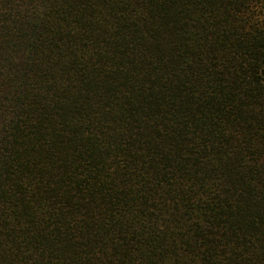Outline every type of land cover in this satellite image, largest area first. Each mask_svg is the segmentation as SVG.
Masks as SVG:
<instances>
[{"label":"trees","instance_id":"trees-1","mask_svg":"<svg viewBox=\"0 0 264 264\" xmlns=\"http://www.w3.org/2000/svg\"><path fill=\"white\" fill-rule=\"evenodd\" d=\"M0 264H264V0H0Z\"/></svg>","mask_w":264,"mask_h":264}]
</instances>
